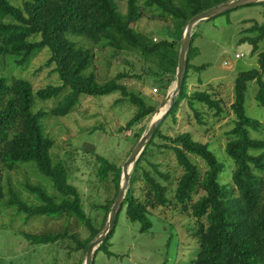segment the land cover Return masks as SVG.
I'll list each match as a JSON object with an SVG mask.
<instances>
[{"label": "trees", "instance_id": "trees-1", "mask_svg": "<svg viewBox=\"0 0 264 264\" xmlns=\"http://www.w3.org/2000/svg\"><path fill=\"white\" fill-rule=\"evenodd\" d=\"M228 1L126 0L125 13H120L114 0H31L23 3L21 8L13 6L9 0H0V65L6 62L8 67L26 68L47 48L50 55L46 66H53V73L61 82L58 86L47 85L34 91L27 80L12 78L8 81L0 76V183L5 172L18 169V163H34L39 173L50 180L57 194L49 196L41 186L24 182L22 188L35 197L36 204L22 201L10 188L7 206L15 207L27 220L44 217L65 221L64 227L57 232L20 233L30 245L68 241L73 245L72 252H82L85 256L88 246L106 223L121 176V167L103 156H96V178L100 183L110 182L114 190L106 204L93 206L103 212L100 227L96 228L82 207L80 193L68 183L65 164L50 154L54 142L44 133L42 119L67 116L80 96L99 97L114 93L119 94L116 105L126 103L134 111L119 132L130 131L157 110L123 84V80L131 77L126 73L118 72L106 82L98 83L95 74L89 71L93 52L70 41L68 35L83 38L92 45L102 44L113 54H135L149 66L147 75L156 78L166 92L176 78L182 28L194 16ZM142 9L153 11L160 19L170 20L175 27L176 39L153 42L137 33L133 25L142 17ZM243 33L248 36L240 43H248L251 54H256L259 43L264 40V25L255 23ZM193 41L191 34L185 75L174 105L134 163L120 211L125 207L126 218L139 223L141 232L151 228L147 218L151 209L180 207L182 212L189 213L196 222L193 236L198 243V252L191 264H264V139L252 137V133L264 131V117L263 121H258L247 116L244 106L247 88L250 83H255L254 100L264 110V51L257 54L256 69L242 72L234 79V97L230 105L234 120L224 147L233 167L231 184L225 186L218 180L224 166L208 149V144L195 141L190 133L171 136L161 130L166 120L175 122V114L183 101L194 112L199 125L203 122L197 105L214 111V117H219L223 111L221 102L208 91L188 93L187 73L195 53ZM202 68L194 67V70ZM87 70L88 74H85ZM59 96L61 99L48 112L33 111L35 100L46 101ZM144 131L142 127L134 134V146ZM163 150L173 153L181 169L177 179L160 171L159 165L150 160L156 152ZM193 157L203 162L204 172ZM5 180L10 183L9 179ZM172 181L175 186L169 199ZM196 195H199L198 199L192 202ZM0 197H3L1 188ZM79 228L87 231V238H80ZM112 233L113 230L96 253L106 250L105 244ZM106 254L111 256L107 250Z\"/></svg>", "mask_w": 264, "mask_h": 264}, {"label": "rangeland", "instance_id": "rangeland-1", "mask_svg": "<svg viewBox=\"0 0 264 264\" xmlns=\"http://www.w3.org/2000/svg\"><path fill=\"white\" fill-rule=\"evenodd\" d=\"M30 1L9 0L13 6L19 8L23 3ZM114 1L119 12L125 13L126 0ZM255 23L264 25L262 3L239 7L201 21L193 27L192 46L195 53L190 61L192 69L187 73L188 93L195 90L208 91L221 102L223 111L219 117H214V111L197 105L203 122V125H199L194 112L183 101L175 114V122L166 120L161 128L167 135L190 133L195 141L208 144V149L224 166L218 180L225 186L231 184L233 167L232 161L224 153V147L234 120L230 110L234 97V79L242 72L256 69L257 54L264 51V40L259 43L258 52L254 55L251 54V46L248 43H240L241 39L248 36L243 30ZM133 29L153 42L176 39L172 22L156 17L153 11L147 9H142V17L133 25ZM67 38L93 52L89 71L95 74L98 83L106 82L118 72L126 73L131 77L123 80V84L139 93L148 104L157 107L153 116L130 131L123 132H119V128L125 125L134 111L126 103L115 104L119 98L118 93L99 97L80 96L77 105L67 116L46 117L41 121L44 133L54 142L50 151L52 158L65 164L68 183L76 187L81 195L85 213L94 226L99 228L103 212L93 206L106 204L114 190L110 182L100 183L96 178V156H103L109 162L122 167L128 153L134 148V134L142 127L146 131L155 115L169 108L175 81L164 92L156 78L147 75L149 66L135 54H113L102 44L92 45L87 40L73 35H68ZM236 54H242L243 57L235 59ZM49 55L47 48L42 50L23 69L8 67L7 63L3 62L0 65V76L8 81L12 78L27 80L34 91L47 85L58 86L61 82L58 75L53 73V66H46ZM201 66V70H194V67ZM85 74H88V70ZM262 80L264 82V74ZM255 92V83H250L245 95V113L253 119L263 121L264 110L256 104ZM60 99L59 96L46 101L35 100L33 111L48 112ZM252 137L264 139V131L252 133ZM192 159L201 172H204L203 162L198 158ZM150 160L159 165L160 171L168 172L173 179H177L181 174L173 153L169 151L156 152ZM17 166L16 170L5 172L0 183L3 196L0 197V264H83L85 256L82 252H72L73 245L68 241L32 246L20 236V233L57 232L64 227L65 221L44 217L27 220L15 207L7 206L10 188L22 201L29 205L36 204L35 197L22 188L21 184L24 182L41 186L49 196L57 195L50 180L39 173L34 163H18ZM174 186L175 181H172L169 199ZM198 197L199 195L193 196L192 202ZM147 218L151 228L141 232L139 223H132L126 218L123 207L117 215L113 233L105 244L111 256L102 249L94 255L93 264H191L198 252V243L193 236L195 219L189 213L182 212L180 207H157L148 211ZM69 225L72 226V221H69ZM77 232L82 239L88 236L87 231L82 228L77 229Z\"/></svg>", "mask_w": 264, "mask_h": 264}, {"label": "water", "instance_id": "water-1", "mask_svg": "<svg viewBox=\"0 0 264 264\" xmlns=\"http://www.w3.org/2000/svg\"><path fill=\"white\" fill-rule=\"evenodd\" d=\"M258 3L264 4V0L228 1L224 4L216 6L208 11H205L199 15L194 16L182 28L180 42H179L180 48H179L178 59H177L175 87L172 90L171 95H170V106L165 112H162L160 114L158 113L157 115H155L150 125L148 126V129L138 139L136 145L130 152L123 166L121 167V176H120V182H119V187H118L116 198L110 208V211L108 213L107 220H106V223L103 229L98 234V236L94 239V241L88 246L83 264H92V261H93V258H94V255L97 249L111 234L114 228V225H115V219L120 211V208L125 198V194L128 190V184H129V179H130L133 165L138 159V157L140 156V154L143 152L145 145L149 142V140L153 136L156 129L159 127V125L161 124L165 116L168 114V112L174 105L175 97L177 96L181 88V84H182V81L185 75V61H186V56H187V52L189 49L193 27L201 21L215 18L226 12L232 11L234 9H237L245 5L258 4Z\"/></svg>", "mask_w": 264, "mask_h": 264}, {"label": "built area", "instance_id": "built-area-1", "mask_svg": "<svg viewBox=\"0 0 264 264\" xmlns=\"http://www.w3.org/2000/svg\"><path fill=\"white\" fill-rule=\"evenodd\" d=\"M242 57H243V55H242V54H239V55H238V54H236V55H235V59H241ZM224 65H226V62H224ZM153 91H154V92H156V90H155V89H154Z\"/></svg>", "mask_w": 264, "mask_h": 264}]
</instances>
